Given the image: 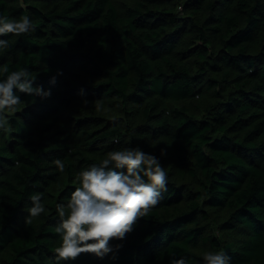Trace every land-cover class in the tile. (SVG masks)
Instances as JSON below:
<instances>
[{"label": "trees", "instance_id": "16d2710c", "mask_svg": "<svg viewBox=\"0 0 264 264\" xmlns=\"http://www.w3.org/2000/svg\"><path fill=\"white\" fill-rule=\"evenodd\" d=\"M0 15L35 28L0 36V80L27 67L51 93L14 89L5 111L0 264H57V204L67 216L79 173L129 147L160 159L167 191L110 241L118 251L60 264H203L222 250L264 264V0H0ZM34 193L45 211L26 225Z\"/></svg>", "mask_w": 264, "mask_h": 264}, {"label": "clouds", "instance_id": "9594fccd", "mask_svg": "<svg viewBox=\"0 0 264 264\" xmlns=\"http://www.w3.org/2000/svg\"><path fill=\"white\" fill-rule=\"evenodd\" d=\"M35 31L28 16L19 19L0 15V36H20ZM9 42L0 39V48H9ZM8 73V69H4ZM14 89L27 95L48 97L42 86H35V77L27 67L7 74L0 80V129L6 130L8 123L5 111L15 112L21 103ZM87 103V101H84ZM164 154L163 152L161 153ZM59 172L65 165L60 159L52 161ZM119 170V171H118ZM81 187L76 188L66 205L57 204L60 218L55 232L62 239L55 249L57 264L74 261L82 253L94 254L103 259L118 251L122 244L111 245L110 241H123L134 231L141 218L158 205L162 193L167 191V174L158 157L144 152L140 147L124 148L108 153L99 165L93 164L79 173ZM42 193H34L29 199L31 207L25 224L45 211ZM203 264H230L231 257L223 250L205 253ZM169 264H189L187 258H170Z\"/></svg>", "mask_w": 264, "mask_h": 264}]
</instances>
